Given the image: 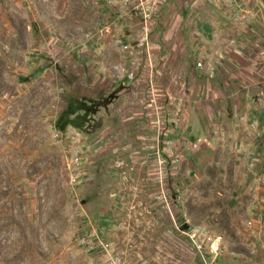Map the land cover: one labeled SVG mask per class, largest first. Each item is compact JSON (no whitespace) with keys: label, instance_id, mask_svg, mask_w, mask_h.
<instances>
[{"label":"rangeland","instance_id":"rangeland-1","mask_svg":"<svg viewBox=\"0 0 264 264\" xmlns=\"http://www.w3.org/2000/svg\"><path fill=\"white\" fill-rule=\"evenodd\" d=\"M262 100L264 0H0V264H264Z\"/></svg>","mask_w":264,"mask_h":264},{"label":"crops","instance_id":"crops-1","mask_svg":"<svg viewBox=\"0 0 264 264\" xmlns=\"http://www.w3.org/2000/svg\"><path fill=\"white\" fill-rule=\"evenodd\" d=\"M261 99V98H259ZM262 102H264L262 100ZM264 104V103H263ZM244 105V103H243ZM242 104L241 102H239V107H241ZM250 119V120H249ZM248 120L253 122V127L254 130L251 131L250 129L247 128L248 126ZM240 132H241V140H242V144L239 147L240 152L245 155V156H250L252 154V152H255V149L252 150L251 147L248 145V143L245 142L246 140V135L248 134L247 132L250 130L252 133V137L255 139L254 142H257L258 136L260 134H263V138L261 139L262 142V146H264V113L260 112V110H256L253 111L251 118L250 117H246L245 115H243V121L240 123ZM253 169H251L250 167H248V176H251V174H254L252 177L254 178V182H256L258 180L257 177V169H259L261 167L260 164L252 165ZM256 180V181H255Z\"/></svg>","mask_w":264,"mask_h":264}]
</instances>
